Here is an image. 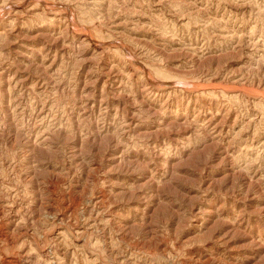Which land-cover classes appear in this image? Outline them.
Here are the masks:
<instances>
[{"label":"rangeland","instance_id":"obj_1","mask_svg":"<svg viewBox=\"0 0 264 264\" xmlns=\"http://www.w3.org/2000/svg\"><path fill=\"white\" fill-rule=\"evenodd\" d=\"M0 264H264V0H0Z\"/></svg>","mask_w":264,"mask_h":264},{"label":"bare ground","instance_id":"obj_2","mask_svg":"<svg viewBox=\"0 0 264 264\" xmlns=\"http://www.w3.org/2000/svg\"><path fill=\"white\" fill-rule=\"evenodd\" d=\"M61 226V225H60ZM51 230V229H50ZM9 261V260H8ZM11 261V260H10ZM10 261L8 263H10ZM12 263V262H11Z\"/></svg>","mask_w":264,"mask_h":264}]
</instances>
